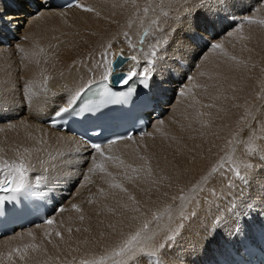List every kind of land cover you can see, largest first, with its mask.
<instances>
[{
	"label": "bare ground",
	"instance_id": "obj_1",
	"mask_svg": "<svg viewBox=\"0 0 264 264\" xmlns=\"http://www.w3.org/2000/svg\"><path fill=\"white\" fill-rule=\"evenodd\" d=\"M169 1L78 0L76 5L93 9L88 12L76 5L56 7L50 0H0V119L7 112L17 119L0 128V148L14 150L0 161L6 171L10 165H24V191L44 201L51 209L46 218L54 221L16 227L0 236L3 244L32 233L28 239L38 243L39 253L30 264H145L149 253L142 252L155 255L159 241L161 264H231L242 245L264 238V0H175L179 5H172L173 14ZM253 2L259 4L254 13L259 22L240 24L237 37H230L234 29L228 31L227 42V37L214 41L222 46L212 57L218 69L207 73L202 62L205 69L199 72L204 75L196 73L186 87H178L182 56L197 51L204 38L227 25L217 10L240 16ZM164 23L172 47L168 54L157 42L158 56L155 48H142L136 33L150 28L147 34L155 39V27ZM58 26L76 37H57L53 30ZM130 41L141 49L129 51ZM121 53L129 58L113 73L135 68L142 78L147 68L149 79L142 78V87L154 107L145 133L103 145L101 156L44 119L103 79L107 60ZM12 58L21 59L19 72L10 65ZM142 151L149 154L133 178L112 167L119 191L108 174L87 172L92 165L127 160ZM225 157L234 166L221 165ZM244 170L255 184L233 188L235 172ZM6 171L0 172V181ZM235 196L236 208L225 213L222 223H214L223 204ZM145 222L141 235L154 233L147 239L153 237V242L135 245L125 258L124 252L116 254Z\"/></svg>",
	"mask_w": 264,
	"mask_h": 264
},
{
	"label": "rangeland",
	"instance_id": "obj_2",
	"mask_svg": "<svg viewBox=\"0 0 264 264\" xmlns=\"http://www.w3.org/2000/svg\"><path fill=\"white\" fill-rule=\"evenodd\" d=\"M173 1H175V0H171V2L169 1V10H170V12L169 13H171L172 12V14H173V11H174V8H176L178 5L176 4V2H179L180 0H176V2H173ZM173 2V3H172ZM262 3V2H261ZM263 4V3H262ZM172 5H173V7L174 8H172ZM252 6H249L247 9H244V10H240V14L242 15H240V16H237V14L236 13H231L230 14V11L228 10V9H223V11L221 12L219 9L217 10V12H218V15H221L222 14V16L223 17H226V20H225V22H226V26H225V28L223 29V30H219L220 32H218V34H215L214 36L216 37H214V36H211L209 39H203V43H202V49L201 48H199L197 51H193V52H191V53H185L182 57H183V59H184V61H181L180 63H179V65H181L182 66V69L184 70V74H183V76H182V78H180V77H178V76H175V77H178V78H180V80H181V82H178V87H179V85L181 86V88H183V86L185 85V87H186V82L188 81V83H189V81L190 80H192L193 79V76L194 75H196V73H197V75H202L203 73H204V71H203V73H200V72H202L201 70H199V69H201L202 68V70H204L203 69V67H205L206 66V69H209V70H205L207 73H211L212 71H213V69H218L217 68V65H215V61H214V58H216V55H217V53H218V51H217V49H215L216 47H215V45H216V42L214 43V41L217 39H220V38H222V37H227V38H225L226 39V42H227V40L229 39V40H231L230 39V37H237L238 35H239V32H241V27L243 26V24H253V23H255V22H259L258 20H256V16L254 17V13H255V15H256V12H257V6H259V4H257V5H255L254 4V2H253V4H251ZM256 6V7H255ZM252 8V9H251ZM16 10H18L17 8H16ZM175 12H177V11H175ZM220 12V13H219ZM171 14V15H172ZM181 14H183V13H181ZM215 14H216V11H215V13H214V16H215ZM253 14V15H252ZM170 15V14H169ZM170 15V16H171ZM244 15V16H243ZM170 16H167V21L166 22H168V19L170 18ZM229 17L231 18L230 19V22H229ZM242 18V19H241ZM224 20V19H223ZM251 21V22H250ZM165 22V23H166ZM164 23V25L163 26H166V27H161V26H159V28L158 27H155L156 28V31H154L155 30V28L153 29V32H156V33H154V38L155 39H153L152 38V40H150L151 39V37H152V35H151V37L149 38V36L150 35H148V34H151L150 33V31L152 30V29H150V28H147V29H144L143 31H141V32H138V33H136L138 36H140V39L138 40V42L140 41V43L142 44V46H143V44H145V45H147V47H148V49L149 50H153L154 48V54H156V55H158L159 56V53H158V49H159V51L161 50V48L158 46L157 47V42L158 43H160V44H162L163 46H165V50H166V52L169 54V52H170V48L172 47L171 45H172V38L170 37V35L168 36V34H170V33H168V31H167V24H165ZM67 24H69V23H67ZM240 24H241V27H240ZM238 25V26H237ZM70 25H68V26H66V27H69ZM62 27H64V26H58V27H56L54 30H53V33L54 32H56L57 33V37H62V36H64V35H67L68 34V37L69 38H74V37H76V35L73 33V32H70L68 29H65V28H62ZM235 27H237V28H235ZM239 27V28H238ZM59 30H58V29ZM163 28H165V29H163ZM234 29V30H233ZM236 29H238V30H236ZM148 30V31H147ZM150 30V31H149ZM164 30H166V31H164ZM169 30V29H168ZM234 31V33H232V36H230L231 35V33H229V32H231V31ZM145 31H146V33H145ZM229 31V32H228ZM238 31V32H237ZM152 32V31H151ZM166 32V33H165ZM235 32H237V33H235ZM148 33V34H147ZM159 33V35H157ZM226 33V34H225ZM228 33V34H227ZM156 34V35H155ZM162 34V35H161ZM230 34V35H229ZM62 35V36H61ZM164 35V36H163ZM213 35V34H212ZM234 35V36H233ZM236 35V36H235ZM230 36V37H229ZM158 38V39H157ZM162 39V40H161ZM147 42L150 44V45H148L147 44ZM155 42V43H154ZM163 42V43H162ZM170 42H171V44H170ZM134 43V44H133ZM166 43V44H165ZM129 44H131L130 46H129ZM126 45H128L127 46V49L129 50V51H131V50H133V49H137V50H140V49H138V48H136L137 46V43H135V42H132V41H130V43L128 42ZM152 45H153V47H152ZM142 46H140V47H142ZM155 46V47H154ZM167 46V47H166ZM128 47H130L131 48V50H130V48H128ZM143 49H144V46L142 47ZM212 48V49H211ZM157 50V51H156ZM168 50H169V52H168ZM144 51V50H143ZM211 53H213V54H211ZM212 55L211 57H210V55ZM186 55H188V56H186ZM215 55V56H214ZM207 56L208 57H210V58H208L207 59ZM185 57L186 58H189V60H187V59H185ZM212 57H214L213 59H212ZM114 58V57H113ZM209 59L210 60H213L212 62L211 61H209ZM200 60V61H199ZM9 62H10V65H12V67L13 68H16L20 63H21V59L20 58H12V59H10V60H8ZM13 62V63H12ZM167 62H170V60H168ZM202 62H204L203 64L205 65V66H203L202 65ZM199 63V64H198ZM200 63H201V65H200ZM208 63H210V65H212V63H213V67L212 66H207V64ZM200 66V68H198ZM203 66V67H202ZM214 66H215V68H214ZM188 67V69L186 70V68ZM208 67V68H207ZM212 69H211V68ZM21 70V68L20 67H17V71L19 72ZM200 71V72H199ZM204 75V74H203ZM202 75V76H203ZM209 75V78L211 77H213L212 76V74H208ZM185 87H184V89H182V90H184V92H183V95L185 94ZM6 111H8V110H6L5 109V112ZM165 112V114L163 115V116H165V115H167L168 114V111H164ZM4 114V113H3ZM5 117V116H4ZM7 118H1L0 119V128H2V127H5V126H8V125H10V123L11 122H15V120H17V119H15V116H12L11 115V112H7V116H6ZM11 120V121H10ZM139 145V144H138ZM2 149V151H0L1 152V154H0V159H2V158H4V157H6L7 155H9L11 152H13L14 150H10L11 152L9 153V149L8 148H0V150ZM6 149V153L3 151V150H5ZM145 153H148V152H144V151H142V152H136V153H134L132 156H130L127 160H124V159H119V160H117L115 163L113 162L112 164H110V163H107L106 161H105V163L103 162V164H106V166L104 165V168H107V170H100V169H98V168H96L95 167V165H94V167H93V165L92 166H90V168H89V170L87 171V172H89L90 174H95V175H97V173H99V174H101V175H104V177H106L107 178V174L110 176V181H111V185L114 187V183H113V173H112V170H113V168L114 167H116V166H119V168L121 169V172H127V173H129V175H130V179L131 178H133L134 176H133V173L134 172H136V171H140V169L142 168V165L144 164V163H146V158H147V155H145ZM149 154V153H148ZM229 159H227L226 157L223 159V160H221V165H223L224 166V164L225 163H227L228 164V166L227 167H231V166H234L232 163V160H229ZM228 161V162H227ZM3 162H1L0 161V172H3V171H6V168H7V165L6 164H4ZM110 164V165H109ZM118 164V165H117ZM116 165V166H115ZM220 165V168L222 167ZM108 166V167H107ZM113 167V168H112ZM111 168V169H110ZM5 169V170H4ZM92 169V170H91ZM96 169H98V170H96ZM94 170V171H93ZM96 170V171H95ZM218 170V169H217ZM99 171H101V172H99ZM92 172H94V173H92ZM96 172V173H95ZM243 172V173H242ZM242 172H235V180H234V182H233V184L235 185H233L232 187L233 188H247V189H251V187H253V185L255 184V181L253 180V178H251L249 175L247 176L246 174H244V172H245V170L244 171H242ZM105 173V174H104ZM98 174V175H99ZM221 174H222V176L224 177V171H221ZM106 175V176H105ZM216 175H218L217 174V172L215 171V173L214 172H212L211 174H210V176H212V178L214 179L215 178V176ZM243 175V176H242ZM241 176V177H240ZM248 177H249V179H248ZM246 178V179H245ZM213 179H211V180H213ZM240 179L242 180V181H240ZM239 180V181H238ZM246 180V181H245ZM230 181H233V179H231ZM240 182V183H239ZM247 182V183H246ZM249 182V183H248ZM130 183H131V181H130ZM114 188H117L118 189V191H119V188L118 187H114ZM208 190V189H207ZM198 190H196V189H194L193 190V192L194 193H196ZM203 192H201V193H198V195L200 196L201 194H202ZM197 194V193H196ZM232 196H230L229 198H231ZM242 201L244 202V200L242 199ZM61 208V207H60ZM60 208H59V210H60ZM56 212V211H55ZM246 215H244V217H246L247 216V214L248 213H245ZM56 221H58V219H56ZM158 226V225H157ZM154 234V233H153ZM152 234V235H153ZM27 235V236H26ZM28 235H29V237H31L33 234L31 233V236H30V232H28V233H26L25 234V236L24 235H20V236H18V237H16L15 239H13V240H10V241H7V242H5V243H3V244H0V264H30V262H31V260L33 259V258H35L34 256H36L39 252H37V249L39 248V245H38V243L37 242H34V241H31L30 242V239L33 237H31L30 239H28L29 237H28ZM152 235H149V236H147L146 234H143V235H141V237L139 238V240H138V242H134L133 243V245H132V248L136 245H142V246H147V245H149V241L150 242H153V237L150 239V240H147L148 238H150V236H152ZM22 236H24V237H22ZM24 239H25V241H26V243H25V241H24ZM145 240H147V241H145ZM15 241V242H14ZM20 241H21V243H20ZM144 241V242H143ZM162 241H159V243H158V245L156 246V248H157V250L158 249H160L161 248V245H162V243H161ZM18 243V244H17ZM21 245H20V244ZM24 245H23V244ZM5 244H6V246H5ZM35 248H36V250H35ZM16 249H20V251L19 252H17L16 251ZM32 250V251H31ZM34 250V251H33ZM155 251V253L157 252V253H159L158 251ZM28 252V253H27ZM30 252H31V254H30ZM9 253H11L12 255H11V258L9 257ZM131 253H133L132 251H131ZM142 253H149V256H147V255H145V257H147L146 259H144V263L145 264H155L154 262H156V264H161V260L159 259L160 258V256L159 255H157V253L155 254V255H152V254H150V252H148V251H145V252H142ZM28 254V255H27ZM121 253H119L118 255H120ZM124 258H125V255L127 254V251H125L124 253ZM123 254H121L122 256H123ZM25 256V258H24V256ZM21 256H23V259H21ZM26 257H27V259H26ZM150 257H151V259H150ZM159 257V258H158ZM158 258V259H157ZM146 260V261H145ZM25 261V262H24ZM150 261H152L153 263H151Z\"/></svg>",
	"mask_w": 264,
	"mask_h": 264
},
{
	"label": "snow or ice",
	"instance_id": "obj_3",
	"mask_svg": "<svg viewBox=\"0 0 264 264\" xmlns=\"http://www.w3.org/2000/svg\"><path fill=\"white\" fill-rule=\"evenodd\" d=\"M80 8H82L84 11H88L91 12L93 11V9L86 7L85 5L82 4H78L76 5ZM40 14H38L37 16H39ZM251 22V21H250ZM261 24H264V21H260ZM216 48H221L222 46L219 44L215 45ZM106 56L108 55L107 53L105 54ZM120 58H125L124 54L121 53L120 57H118L117 59ZM116 59V60H117ZM132 61H137L136 56H132L130 58ZM116 60H112V59H108L106 62V73L104 75L103 78V85H104V93L105 95L108 94V88L107 85L111 80L113 71H114V63ZM149 64H151L152 62L149 61ZM138 75V72L136 71L135 68H132L131 70H129L127 72V78L122 81V83L127 84L129 80L133 79L134 77H136ZM140 76V75H139ZM142 78L143 80H147L149 79V73H148V69L144 68L143 73H142ZM27 100V98H25ZM126 139H131V137H127ZM111 142H115V140L111 141ZM93 148V150L97 153H99L101 156L104 155V151L102 148V145L100 144H94L91 146ZM110 158V157H109ZM91 162V161H90ZM95 167L103 170L104 169V164L103 163H99V164H95ZM24 165L20 164V165H10L8 166V170L4 173L5 178L3 181H0V190L3 191H10L13 193H17V192H21L24 191L25 188V184H24ZM114 187H119V185H114ZM2 202V201H0ZM239 203V197L235 196L232 199L227 200L224 204H223V211L216 217L214 223L216 224H220L224 221L225 219V213L227 212H231L234 208H236L237 204ZM77 210L78 207H77ZM83 217H81L82 219ZM54 221L52 219H48L47 220V224L51 225L53 224ZM148 227L147 222L144 223L143 227L140 229V231H137L135 233V235L131 236L127 241L124 242V244L120 247L119 253H123L125 251H130L132 248V245L134 242H138L139 238L141 237V232L146 229ZM71 231V230H69ZM56 235H60V233H56ZM176 239V237H169V240L174 241ZM17 252L20 251V249H16ZM116 253V254H119ZM11 253H9V257L11 258ZM21 259H23V256H21Z\"/></svg>",
	"mask_w": 264,
	"mask_h": 264
},
{
	"label": "water",
	"instance_id": "obj_4",
	"mask_svg": "<svg viewBox=\"0 0 264 264\" xmlns=\"http://www.w3.org/2000/svg\"><path fill=\"white\" fill-rule=\"evenodd\" d=\"M120 55L121 54L117 55V57L114 60L120 57ZM128 58L129 57L125 56V58L117 59L114 63V70L120 68L128 60ZM126 78H127L126 71L113 73L111 77V82L115 87H125L127 84L122 83V81H124Z\"/></svg>",
	"mask_w": 264,
	"mask_h": 264
}]
</instances>
